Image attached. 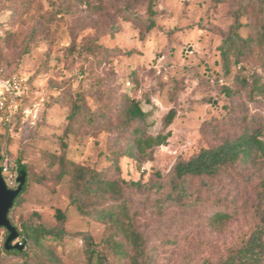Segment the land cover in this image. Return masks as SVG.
<instances>
[{
  "label": "rangeland",
  "instance_id": "obj_1",
  "mask_svg": "<svg viewBox=\"0 0 264 264\" xmlns=\"http://www.w3.org/2000/svg\"><path fill=\"white\" fill-rule=\"evenodd\" d=\"M242 1L157 0L156 27L146 31L119 13L126 0H72L67 9L61 0H0V74L26 79L23 107L38 114L34 125L20 119L12 134L0 120L4 164L18 172L20 161L29 172L28 188L10 217L20 228L31 222L58 227L56 210H64L63 238L44 239L61 264H88V236L111 256L105 240L116 234L109 223L70 203L71 179L58 176L61 156L122 180L149 264H218L258 224L263 156L215 177H190L184 202L167 199L177 161L245 128L264 129V92L251 95L250 85L254 76L264 83L260 44L254 41L228 75L220 57L219 46ZM147 5L134 0L143 20ZM258 11L249 7L242 15V35L255 36L264 19ZM133 99L147 115L127 123L125 108ZM76 103L81 110L72 118ZM171 109L175 117L166 125ZM136 127L146 135L170 136L136 158L123 156ZM14 177L9 176L12 186ZM139 181L142 186L135 185ZM110 202L97 197L95 205ZM217 212L231 217L217 224ZM116 237L123 239L121 233ZM5 238L0 228V244ZM32 254L1 251L0 264L32 262Z\"/></svg>",
  "mask_w": 264,
  "mask_h": 264
},
{
  "label": "trees",
  "instance_id": "obj_2",
  "mask_svg": "<svg viewBox=\"0 0 264 264\" xmlns=\"http://www.w3.org/2000/svg\"><path fill=\"white\" fill-rule=\"evenodd\" d=\"M70 1L72 0H61L60 5L62 8L67 9ZM100 1L102 3L104 0ZM146 1L148 4V17L145 20L134 11V0H126V3L120 6L119 13L130 20L141 23L146 31H150L156 27L157 10L155 7L157 0ZM249 7L259 10L258 13H264V0L242 1L233 23L219 46L222 67L227 75L231 73L234 65L241 64L254 41L260 44L264 60V19L256 24L255 36H244L240 32L245 25L241 21V17L246 15ZM0 76L7 77L1 74ZM250 83L251 95L264 92V83L259 76H254ZM80 110L81 106L76 103L72 108L71 117H76ZM146 115L147 113L140 106V102L135 99L131 100L130 105L125 108L127 123L132 120L143 119ZM174 117L175 110L171 109L166 116V125H169ZM92 121H95V119H92ZM169 136L170 132L152 136L146 135L142 128H133L130 139L121 154L136 158L139 154H145L148 149H152L154 146L165 144ZM258 156L264 157V129L262 128L256 130L245 128L240 134L232 138H226L217 145L201 148L198 153L190 158L176 162L168 183L170 191L167 194V199L184 202L190 195V177H215L231 166L250 163L256 160ZM4 159V156L0 154L2 174L10 188L16 189L19 185L18 177L26 173L23 189L9 211V219L15 225L10 214L14 207L20 203L28 188L29 172L26 164H22L20 161L17 166L18 172L12 164L5 171L4 169L7 166L4 164ZM59 164L58 176L61 178L69 176L71 179L70 203L75 205L81 214L109 223L115 228L116 234L121 233L123 237V239H118L115 234L105 240L111 256L99 250L97 243L91 236L86 237L85 253L88 264H149L145 241L130 220V210L124 197L122 180L108 178L102 171L90 166L80 165L65 156L59 158ZM10 175L15 176L13 186L9 184ZM135 185L142 186L143 183L139 181ZM156 186L160 187L161 183L156 182ZM97 197L101 199L108 197L112 202L97 207L95 205ZM55 215L60 222L58 227H47L42 222H31L26 224L24 228L15 225L19 231V236L16 242L10 244V248L6 246L10 231L2 227L6 231V238L0 244V252L29 256V250L31 249L34 260L23 264H61L54 252L44 244V239L49 237L61 239L65 234L66 214L64 210L57 208ZM230 217L229 214L223 212L215 214L217 224L229 220ZM19 240H23L24 245H18ZM218 264H264V209L261 212L258 224L251 231L248 238L239 246L231 248Z\"/></svg>",
  "mask_w": 264,
  "mask_h": 264
},
{
  "label": "built area",
  "instance_id": "obj_3",
  "mask_svg": "<svg viewBox=\"0 0 264 264\" xmlns=\"http://www.w3.org/2000/svg\"><path fill=\"white\" fill-rule=\"evenodd\" d=\"M25 82L26 79L20 75L0 76V120L10 134L20 119L29 120L31 125L38 119L36 110L23 107ZM7 169L8 166L4 170ZM18 245L22 246L23 242H18Z\"/></svg>",
  "mask_w": 264,
  "mask_h": 264
},
{
  "label": "water",
  "instance_id": "obj_4",
  "mask_svg": "<svg viewBox=\"0 0 264 264\" xmlns=\"http://www.w3.org/2000/svg\"><path fill=\"white\" fill-rule=\"evenodd\" d=\"M19 185L16 189L10 188L2 174L0 166V228L5 227L10 231V235L6 240V246L11 247V243L19 236V231L9 219V211L13 207L15 199L21 193L26 181V173L18 177Z\"/></svg>",
  "mask_w": 264,
  "mask_h": 264
}]
</instances>
